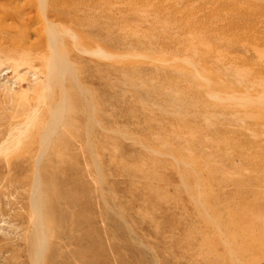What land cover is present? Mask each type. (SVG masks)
<instances>
[{
    "label": "rangeland",
    "instance_id": "obj_1",
    "mask_svg": "<svg viewBox=\"0 0 264 264\" xmlns=\"http://www.w3.org/2000/svg\"><path fill=\"white\" fill-rule=\"evenodd\" d=\"M0 8V264H264V0Z\"/></svg>",
    "mask_w": 264,
    "mask_h": 264
},
{
    "label": "bare ground",
    "instance_id": "obj_2",
    "mask_svg": "<svg viewBox=\"0 0 264 264\" xmlns=\"http://www.w3.org/2000/svg\"><path fill=\"white\" fill-rule=\"evenodd\" d=\"M1 9V8H0ZM8 11H11V10H9L8 9ZM14 16V13H11V12H6L5 11V13H3L2 14V16H0V18H4V19H6L7 18V16ZM2 27V26H1ZM2 29V28H1ZM20 59V58H19ZM53 71V75H52V78H54L55 76H58V75H61V71H60V69H59V67H52V68H50V73ZM262 83V82H261ZM261 88H262V86H260ZM255 94H257V93H255ZM255 98V99H254ZM247 99V98H246ZM251 100H252V98H251ZM244 101H247V100H244ZM242 102V101H241ZM248 102V101H247ZM252 103H253V107H254V110H255V118H256V120H255V123H254V126H255V130H256V137L258 138V139H261V136H260V134H263L264 135V88H262L261 89V91L259 92V94H258V96L257 97H253V101H252ZM250 103H248L247 105L248 106H251V105H249ZM66 105L67 104H65L64 105V108H63V113L64 112H66ZM244 105V104H243ZM242 105V106H243ZM246 105V104H245ZM244 105V106H245ZM252 107V106H251ZM253 107H252V110H253ZM246 108V107H245ZM244 108V109H245ZM248 108H246V110H247ZM59 110H61V109H58L57 110V114L58 115H61V114H59V112L60 113H62V111H59ZM251 111V110H250ZM249 111V112H250ZM242 114H246V113H242ZM247 114H248V111H247ZM246 117V116H245ZM243 120V119H242ZM56 121V120H55ZM255 137V136H254ZM263 138V137H262ZM44 221H45V218H44ZM45 227H46V222H45ZM44 227V228H45ZM39 238V236H38V234L36 233V238ZM35 243V242H34ZM36 245V244H35Z\"/></svg>",
    "mask_w": 264,
    "mask_h": 264
}]
</instances>
